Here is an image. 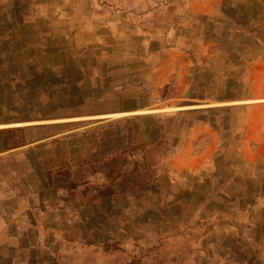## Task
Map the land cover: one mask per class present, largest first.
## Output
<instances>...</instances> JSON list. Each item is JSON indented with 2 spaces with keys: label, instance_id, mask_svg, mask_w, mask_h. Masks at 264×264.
Instances as JSON below:
<instances>
[{
  "label": "rangeland",
  "instance_id": "374dc122",
  "mask_svg": "<svg viewBox=\"0 0 264 264\" xmlns=\"http://www.w3.org/2000/svg\"><path fill=\"white\" fill-rule=\"evenodd\" d=\"M186 4L0 0L5 208L38 264H264V27L236 29L264 0Z\"/></svg>",
  "mask_w": 264,
  "mask_h": 264
},
{
  "label": "crops",
  "instance_id": "0c3cea01",
  "mask_svg": "<svg viewBox=\"0 0 264 264\" xmlns=\"http://www.w3.org/2000/svg\"><path fill=\"white\" fill-rule=\"evenodd\" d=\"M186 8L193 15H201L205 13H213L219 8V0H186ZM247 3V2H246ZM258 14L259 18H256L252 24H242L236 29H241L239 31L243 37H250L256 43L259 42L257 37L258 29L264 27V16ZM243 18V16H241ZM50 22V21H47ZM55 22V21H53ZM230 22V17L228 18ZM246 22H249L248 20ZM252 28V29H251ZM258 60H262L263 57L259 56ZM263 61V60H262ZM253 81V80H252ZM255 81H253V84ZM257 102L264 103V98L255 100ZM249 101V102H255ZM246 102V101H243ZM238 104H244L239 103ZM260 138L264 140V132L260 135ZM262 143L259 142L258 155L262 156L264 153V148ZM5 142L0 144V264H38L35 260L34 255L31 253L37 248L35 242L27 243V235L31 233L40 234V229L34 224L30 223V220H26L29 212H24L18 209L5 208V203H10V187L5 185ZM15 196V195H12ZM31 201L34 202L35 198L33 196L25 199H19L18 202ZM34 214V212H32ZM30 223V225H29ZM262 221H259L260 234L262 235L263 227H261Z\"/></svg>",
  "mask_w": 264,
  "mask_h": 264
}]
</instances>
